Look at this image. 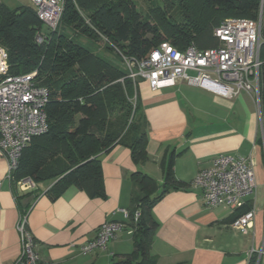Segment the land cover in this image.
I'll list each match as a JSON object with an SVG mask.
<instances>
[{
	"label": "trees",
	"instance_id": "16d2710c",
	"mask_svg": "<svg viewBox=\"0 0 264 264\" xmlns=\"http://www.w3.org/2000/svg\"><path fill=\"white\" fill-rule=\"evenodd\" d=\"M141 1L150 3L147 12L135 0H66L60 30L48 33H43L34 5L10 9L0 3V45L9 54L10 74L37 71L36 84L49 91V130L24 150L13 182L31 178L36 185L54 183L46 193L53 200L71 186L93 199L105 198L102 153L121 145L130 149L136 165L148 160V123L139 97L142 81L130 78L126 60L141 61L163 43L180 51L192 44L201 50L216 48L214 30L226 19H262L259 79L264 108V0H164L166 6ZM173 5L176 15L170 14ZM65 30L101 43L99 50L85 48ZM39 33L46 36L42 44L36 41ZM174 162L172 155L163 186L144 173L132 175L133 207L126 221L134 230V252L113 264H149L158 230L153 208L171 190L187 187L175 178ZM251 208L246 203L233 221ZM250 264H256V257Z\"/></svg>",
	"mask_w": 264,
	"mask_h": 264
},
{
	"label": "crops",
	"instance_id": "0c3cea01",
	"mask_svg": "<svg viewBox=\"0 0 264 264\" xmlns=\"http://www.w3.org/2000/svg\"><path fill=\"white\" fill-rule=\"evenodd\" d=\"M19 1L0 3L16 9L24 6ZM139 97L148 123V160L136 165L130 149L121 145L102 153L105 198L93 199L71 186L53 200L46 193L54 183L24 190L9 178L7 161L0 157V264H14L21 254L17 227L25 213L41 264L123 261L134 252V230L122 213L133 207L132 175L144 173L163 186L172 155L174 176L187 187L171 190L153 208L158 230L149 264H250L251 251L264 249V112L256 92L241 90L224 97L183 80L153 91L142 81ZM218 155L251 159L257 194L247 201L256 210L248 233L231 227L239 210L207 208L202 191L193 186L196 175ZM107 222L128 225L105 250L82 253Z\"/></svg>",
	"mask_w": 264,
	"mask_h": 264
},
{
	"label": "built area",
	"instance_id": "2783aa9c",
	"mask_svg": "<svg viewBox=\"0 0 264 264\" xmlns=\"http://www.w3.org/2000/svg\"><path fill=\"white\" fill-rule=\"evenodd\" d=\"M30 1L38 19L50 32H55L61 24L66 0ZM214 32L218 46L213 49L201 50L192 44L180 51L170 43H163L141 61L126 60L130 78L135 83L147 81L153 91L174 87L183 80L224 97H232L241 90L256 92L260 101L262 19H226ZM45 39L43 33L36 37L39 44ZM37 75L35 71L12 76L9 54L0 45V157L7 161L10 179L24 150L35 137L49 130L46 113L49 91L36 84ZM19 184L24 190L37 189L31 178L21 180ZM193 186L202 191L204 204L210 209L229 207L238 210L248 200H254L257 194L251 159L241 156H216L210 168L196 175ZM122 213L128 220L129 212L122 210ZM138 217L139 213H136L135 222ZM255 217L256 210L252 206L235 219L231 227L248 233L254 227ZM27 218L28 214L22 215L18 223L22 247L14 264H41L34 238L27 228ZM125 227L119 222L104 223L96 237L81 248L82 253L105 250ZM250 256L256 257V264H264V249L252 250Z\"/></svg>",
	"mask_w": 264,
	"mask_h": 264
},
{
	"label": "rangeland",
	"instance_id": "374dc122",
	"mask_svg": "<svg viewBox=\"0 0 264 264\" xmlns=\"http://www.w3.org/2000/svg\"><path fill=\"white\" fill-rule=\"evenodd\" d=\"M135 1L138 3L140 10H142L143 12H147L148 11V9L150 7V3L149 2H144V1H141V0H135ZM156 1L158 3H160V5L166 6L164 0H156ZM170 1L175 2V0H170ZM19 3L24 5V6L33 7V4H32V2L30 0H21V1H19ZM19 6H21V5H19ZM177 13H178L177 6L173 5L172 8H171V13L170 14L176 15ZM59 30H60V28H59ZM65 32H67L68 35L71 36V38H74V40L77 43L81 44L85 48H88L89 50L97 51V50H99V47L101 46V43H97V42H95V41H93V40H91V39H89V38H87L85 36H82V35L78 36L77 34H74L70 30H65ZM43 33H48L47 27H44ZM106 57H109L112 60L118 61L117 56L107 55ZM190 75L191 76H195V73L190 72ZM263 112H264V108H263Z\"/></svg>",
	"mask_w": 264,
	"mask_h": 264
}]
</instances>
